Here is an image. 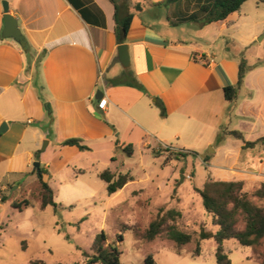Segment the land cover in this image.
Instances as JSON below:
<instances>
[{"label": "crops", "instance_id": "crops-1", "mask_svg": "<svg viewBox=\"0 0 264 264\" xmlns=\"http://www.w3.org/2000/svg\"><path fill=\"white\" fill-rule=\"evenodd\" d=\"M4 1L27 40V51L2 36ZM164 1L125 2L134 18L125 43L131 65L124 69L111 0H0V130L7 125L0 135V194L8 189L21 194L36 184L38 192L34 164L39 163L59 206L84 201L96 206L107 188L99 175L122 173L125 156L131 158L124 151L129 145L133 157L137 150L165 146L199 155L216 144L211 154L199 156L212 179L243 182L253 191L264 184V145L243 149V141L227 135L239 131L247 142L264 137V66L249 69L237 99L229 102L224 89L238 83L241 59L221 44L216 49L217 39L243 17L242 8L205 27H173L170 18L187 12L185 2L166 7ZM126 70L147 93L115 83ZM99 91L108 101L104 110L102 99H96ZM70 139L82 140L90 150L62 145ZM212 225L216 231L207 226L206 232L215 234L218 227ZM211 240L201 242L197 257ZM240 246L235 239L226 241L225 253ZM213 247L216 256V242ZM248 248L245 261L261 264Z\"/></svg>", "mask_w": 264, "mask_h": 264}, {"label": "rangeland", "instance_id": "rangeland-1", "mask_svg": "<svg viewBox=\"0 0 264 264\" xmlns=\"http://www.w3.org/2000/svg\"><path fill=\"white\" fill-rule=\"evenodd\" d=\"M241 14L243 17H236L230 30L217 39L216 49H220V44L227 47L230 56L246 60L248 69L264 66V4L250 0L242 6ZM213 31L208 33L211 39ZM215 147L216 144L208 146L199 155L180 160L175 159L179 152L169 148L137 150L133 157L125 156L126 165L119 170L129 173L134 182L114 198L105 186L96 206L84 201L71 208L42 209L37 184L21 194L8 189L0 194V264H86L84 252L94 254V241L102 232L106 233L108 244L118 247L122 264H145L149 255L157 264H218L213 240L203 245L201 257H194L200 232H206L207 226L216 231L212 216L195 191L211 178L199 156L211 154ZM251 189L252 186L244 188L249 193L258 188ZM23 200H29L32 206L23 212L12 207L14 201ZM250 200L264 208V201L254 196ZM169 212L174 214V220H168L156 239L147 240L145 233L151 223L158 215ZM171 225L194 237L193 243L181 248L180 255V247L168 238ZM250 250L240 246L239 251L228 255L233 264H258L245 261L244 253ZM261 251L264 253V243Z\"/></svg>", "mask_w": 264, "mask_h": 264}, {"label": "trees", "instance_id": "trees-1", "mask_svg": "<svg viewBox=\"0 0 264 264\" xmlns=\"http://www.w3.org/2000/svg\"><path fill=\"white\" fill-rule=\"evenodd\" d=\"M116 7V37L119 44H125L128 33L134 18L130 8L126 5L127 0H111ZM250 0H165L162 5L169 7L171 5L181 4L185 2L187 12L182 16L172 20L170 23L173 27H178L184 24L196 23L201 27L226 21L231 15L240 11L242 6ZM264 4V0H260ZM191 8H193L191 12ZM141 7L137 6V10ZM27 51V49H25ZM249 69L245 59H241L238 83L234 86L226 87L224 89L225 98L229 102L237 99L240 90L242 89L246 75ZM116 84L130 85L147 93L145 88L133 77L129 70H126L124 75L118 78ZM161 115L166 116V110L163 105L160 106ZM229 136L244 142L243 149L255 148L257 145H264V137L256 142H247L244 135L239 131L228 132ZM222 141V136H218V142ZM63 146H76L81 151H89L90 148L85 146L80 139H70L62 143ZM124 151L129 157L133 155V146H127ZM188 155L197 156L195 152L183 153L179 152L176 155L177 160ZM208 162V159H205ZM45 171L40 168L38 173L39 178V197L41 200V208L53 207L57 210L60 206L55 202L54 192L48 183L43 181ZM99 177L107 184L108 194L114 195L124 189L130 182L134 181L133 177L127 174H116L110 170L102 172ZM245 184L243 182H223L216 181L209 178L203 188H195L196 193L202 198L203 206L208 214L213 217L214 224L218 227V231L214 234L212 232H205L202 230L199 234V240L194 256L201 254V242L213 239L217 243L216 260L218 264H233L228 254L225 253L224 243L229 240H237L243 247H251L254 249L256 258L264 264V253L261 247L264 243V208L255 205L250 196L257 197L264 201V184L257 190L249 193L244 190ZM7 197L2 200L4 202ZM29 200L14 201L12 207L23 212L25 209L31 207ZM169 219L174 220V214L169 212L163 216L158 215L151 223L149 229L145 233V238L153 241L159 236ZM242 223L243 227H239ZM168 238L174 242L179 248L177 253L181 254V248L185 245L191 244L194 241L192 234L178 230L175 225H171L167 229ZM119 239L123 241V237ZM108 238L105 232L99 234L93 244L94 254L89 256L84 252V257L87 258L86 264H122L121 253L117 246L108 244ZM35 264H45L38 261ZM81 264V263H74ZM145 264H157L154 257L149 255Z\"/></svg>", "mask_w": 264, "mask_h": 264}, {"label": "water", "instance_id": "water-1", "mask_svg": "<svg viewBox=\"0 0 264 264\" xmlns=\"http://www.w3.org/2000/svg\"><path fill=\"white\" fill-rule=\"evenodd\" d=\"M3 10H4V30L2 33L3 38L5 39H12L16 43H18L23 49H26L28 46L27 40L25 36L22 34V31L19 28V24L17 19L10 13V5L8 1L3 2ZM118 59L121 64V66L124 69L130 68V54H129V47L127 44H122L118 47ZM104 94L102 91H99L96 99L101 100L103 98ZM46 108L51 114V110L48 106L46 105ZM7 129V125L4 124L3 127L0 130V135H2ZM47 143L44 144L43 150L46 149ZM34 166L37 168L38 172L40 171V164L35 163Z\"/></svg>", "mask_w": 264, "mask_h": 264}, {"label": "built area", "instance_id": "built-area-1", "mask_svg": "<svg viewBox=\"0 0 264 264\" xmlns=\"http://www.w3.org/2000/svg\"><path fill=\"white\" fill-rule=\"evenodd\" d=\"M107 103H108V101H107L106 98L102 99V100L100 101V103H99V107H100V109L104 110L105 107L107 106ZM164 148H168V147L165 146Z\"/></svg>", "mask_w": 264, "mask_h": 264}]
</instances>
